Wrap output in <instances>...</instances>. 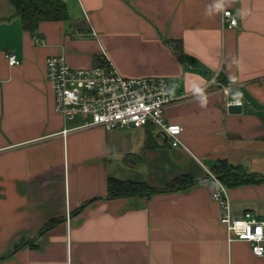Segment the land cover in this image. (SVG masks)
<instances>
[{
    "label": "crops",
    "instance_id": "crops-1",
    "mask_svg": "<svg viewBox=\"0 0 264 264\" xmlns=\"http://www.w3.org/2000/svg\"><path fill=\"white\" fill-rule=\"evenodd\" d=\"M61 1L69 20L33 34L0 0V264H264L229 240L212 198L222 160L264 176V0ZM225 10L236 27L223 24ZM57 55L74 68L166 78L177 98L166 121L182 126L181 146L149 127L107 131L57 112L47 79ZM236 100L243 111L231 114ZM185 177L212 180L110 196L111 179L162 189ZM227 196L235 216L264 219V181Z\"/></svg>",
    "mask_w": 264,
    "mask_h": 264
},
{
    "label": "built area",
    "instance_id": "built-area-1",
    "mask_svg": "<svg viewBox=\"0 0 264 264\" xmlns=\"http://www.w3.org/2000/svg\"><path fill=\"white\" fill-rule=\"evenodd\" d=\"M222 22L232 28L238 20L231 10H225ZM94 34H96L94 32ZM9 65H19L15 54L7 56ZM47 79L54 84L56 110L66 118L84 115L89 118L83 127H102L107 131L120 129L152 128L167 140L172 148L181 146L182 126L166 121V110L177 98L169 89L166 78L121 76L113 66L94 65L90 68H74L63 55L47 60ZM219 72L212 83H218ZM230 87L224 88L229 96ZM243 100L228 102V106ZM64 135L69 130H64ZM218 182L213 200L220 207V222L225 226L230 241H244L252 252L264 256V219L251 212L241 216L232 213L227 187Z\"/></svg>",
    "mask_w": 264,
    "mask_h": 264
},
{
    "label": "trees",
    "instance_id": "trees-1",
    "mask_svg": "<svg viewBox=\"0 0 264 264\" xmlns=\"http://www.w3.org/2000/svg\"><path fill=\"white\" fill-rule=\"evenodd\" d=\"M9 2L15 8V15L22 20L24 29L33 34L36 33L42 22L69 20V10L61 0H9ZM213 175L227 188L264 181V176L248 174L239 166L231 165L226 160L220 161L213 170ZM209 179L212 180V177L203 180L179 178L162 189L153 188L147 183L111 179L110 196H153L165 192L185 190L205 183ZM54 225V222L48 224L42 232L51 229Z\"/></svg>",
    "mask_w": 264,
    "mask_h": 264
},
{
    "label": "water",
    "instance_id": "water-1",
    "mask_svg": "<svg viewBox=\"0 0 264 264\" xmlns=\"http://www.w3.org/2000/svg\"><path fill=\"white\" fill-rule=\"evenodd\" d=\"M228 111L231 114H240L243 111V106L242 105H238L236 103H233V104L228 106Z\"/></svg>",
    "mask_w": 264,
    "mask_h": 264
},
{
    "label": "rangeland",
    "instance_id": "rangeland-1",
    "mask_svg": "<svg viewBox=\"0 0 264 264\" xmlns=\"http://www.w3.org/2000/svg\"><path fill=\"white\" fill-rule=\"evenodd\" d=\"M79 116H80L79 118H81V119H83V120H84V119H85V120L87 119V117L84 116V115H79Z\"/></svg>",
    "mask_w": 264,
    "mask_h": 264
}]
</instances>
